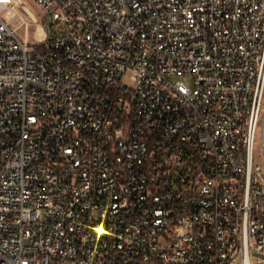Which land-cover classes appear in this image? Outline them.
I'll return each instance as SVG.
<instances>
[{"label":"built area","instance_id":"built-area-1","mask_svg":"<svg viewBox=\"0 0 264 264\" xmlns=\"http://www.w3.org/2000/svg\"><path fill=\"white\" fill-rule=\"evenodd\" d=\"M34 1L32 41L0 0V264H256L264 0Z\"/></svg>","mask_w":264,"mask_h":264},{"label":"rangeland","instance_id":"rangeland-1","mask_svg":"<svg viewBox=\"0 0 264 264\" xmlns=\"http://www.w3.org/2000/svg\"><path fill=\"white\" fill-rule=\"evenodd\" d=\"M20 4L9 12L10 17L13 18V24L18 27L20 34L28 40H38L44 37V21L49 22L55 30L57 24L52 21L50 15L45 17V12L34 0H18ZM27 6L34 14V18L29 17L24 12V7ZM44 20V21H43ZM173 80H184L188 85L193 86V78L189 75L174 76ZM262 124L260 127V134L256 141V163L264 167V142H262V134L264 131V113L262 115ZM254 257L256 264H264V251L255 252Z\"/></svg>","mask_w":264,"mask_h":264},{"label":"bare ground","instance_id":"bare-ground-1","mask_svg":"<svg viewBox=\"0 0 264 264\" xmlns=\"http://www.w3.org/2000/svg\"><path fill=\"white\" fill-rule=\"evenodd\" d=\"M256 70H260V84L262 90H264V53L262 55L261 63H256ZM253 112H259L258 114H253L249 118V123L246 128L247 137V151H250V156L244 157L245 165L255 166V171L257 173V181H259L262 190H264V167L256 163V141L258 138V132H260V127L262 124V115L264 113V98H262L261 105L253 104ZM262 134V142H264V131ZM237 242H245V234L237 235Z\"/></svg>","mask_w":264,"mask_h":264}]
</instances>
